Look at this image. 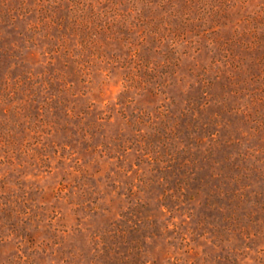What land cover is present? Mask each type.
Wrapping results in <instances>:
<instances>
[{
	"label": "rangeland",
	"instance_id": "1",
	"mask_svg": "<svg viewBox=\"0 0 264 264\" xmlns=\"http://www.w3.org/2000/svg\"><path fill=\"white\" fill-rule=\"evenodd\" d=\"M0 264H264V0H0Z\"/></svg>",
	"mask_w": 264,
	"mask_h": 264
}]
</instances>
